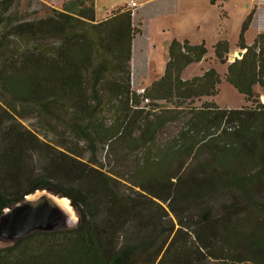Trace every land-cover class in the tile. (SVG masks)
Instances as JSON below:
<instances>
[{
	"label": "trees",
	"instance_id": "obj_1",
	"mask_svg": "<svg viewBox=\"0 0 264 264\" xmlns=\"http://www.w3.org/2000/svg\"><path fill=\"white\" fill-rule=\"evenodd\" d=\"M37 1L0 0V218L48 191L78 223L1 248L0 264H264V35L242 36L225 75L251 106L221 108L216 70L183 78L205 43L174 39L142 91L149 29L137 9L99 22L96 0ZM214 50L229 61V42ZM119 150L134 161L114 177Z\"/></svg>",
	"mask_w": 264,
	"mask_h": 264
},
{
	"label": "rangeland",
	"instance_id": "obj_2",
	"mask_svg": "<svg viewBox=\"0 0 264 264\" xmlns=\"http://www.w3.org/2000/svg\"><path fill=\"white\" fill-rule=\"evenodd\" d=\"M150 0H96V20L103 21L108 18L115 10L129 8L132 2L138 6L135 13L146 18V22L151 41V54L157 53L162 58L167 55V46L176 37L180 42L188 41L193 45L205 43L209 50L206 60L193 64L188 67L183 78L193 79L202 75L206 70L214 69L222 77L223 81L219 86V94L214 102L221 108L241 109L251 104L242 96L238 90L225 80L229 65L238 56V45L242 36L248 46H252L260 35H264V0H156L152 4H147ZM37 2H43L38 0ZM51 2V0H50ZM47 5H53L57 9H62L63 2L57 1ZM44 3V4H45ZM40 4L37 3V7ZM40 7V6H39ZM132 10V9H131ZM172 10V11H171ZM171 12L163 19H151L162 13ZM148 16V17H146ZM251 19L248 27L245 25ZM227 41L231 46L229 61L225 64L217 60L214 46L219 42ZM168 56V55H167ZM141 90V89H140ZM259 93L258 88L256 89ZM198 106L201 103L197 104ZM25 126L30 127L31 122H25ZM182 124L169 126L162 138L166 140L180 130ZM125 163V152L119 150L109 155L105 171L114 174V177L125 173V164L132 165L133 158ZM117 160V161H116ZM113 176V175H111ZM71 206V204H70ZM65 213L64 229H71L76 226L78 214L73 207H64ZM170 218L174 224L177 219L170 213ZM13 243L0 240V249L10 246Z\"/></svg>",
	"mask_w": 264,
	"mask_h": 264
},
{
	"label": "water",
	"instance_id": "obj_3",
	"mask_svg": "<svg viewBox=\"0 0 264 264\" xmlns=\"http://www.w3.org/2000/svg\"><path fill=\"white\" fill-rule=\"evenodd\" d=\"M244 54L243 51L238 53L240 59ZM64 207H73L71 201L48 191H39L26 197L7 209L0 218V240L16 243L32 233L66 230L63 226Z\"/></svg>",
	"mask_w": 264,
	"mask_h": 264
},
{
	"label": "crops",
	"instance_id": "obj_4",
	"mask_svg": "<svg viewBox=\"0 0 264 264\" xmlns=\"http://www.w3.org/2000/svg\"><path fill=\"white\" fill-rule=\"evenodd\" d=\"M156 0H150L149 2L146 3L147 4H152V2H154ZM172 11V10H171ZM171 12H167L166 14L162 13L161 15L157 16V17H150L148 18L150 21L151 19H163L161 17H167V15H170ZM176 39V37H172V39L170 40L168 46H167V55L163 56V58L158 55L157 53H155V55H152L150 50H151V41H150V34L148 37V48H147V65H148V71H147V77L145 79H143L141 81V89L142 91L147 89L149 86H151V84L157 80H159L160 78L163 77V75L165 74V70H166V66L167 63L169 61V47L172 43V41ZM240 51V50H239ZM245 53V51H243ZM235 61V59L233 60V62ZM207 71V70H206ZM259 90V93L262 95V89L260 87H257ZM256 88V89H257ZM264 97V95H263Z\"/></svg>",
	"mask_w": 264,
	"mask_h": 264
},
{
	"label": "built area",
	"instance_id": "obj_5",
	"mask_svg": "<svg viewBox=\"0 0 264 264\" xmlns=\"http://www.w3.org/2000/svg\"><path fill=\"white\" fill-rule=\"evenodd\" d=\"M131 9L136 10L138 8V6L136 5V3L132 2L130 5ZM263 103H264V99H263Z\"/></svg>",
	"mask_w": 264,
	"mask_h": 264
}]
</instances>
